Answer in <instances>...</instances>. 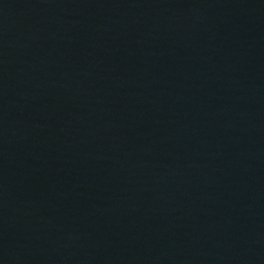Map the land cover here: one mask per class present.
<instances>
[{
	"label": "water",
	"instance_id": "obj_1",
	"mask_svg": "<svg viewBox=\"0 0 264 264\" xmlns=\"http://www.w3.org/2000/svg\"><path fill=\"white\" fill-rule=\"evenodd\" d=\"M0 264H264V0H0Z\"/></svg>",
	"mask_w": 264,
	"mask_h": 264
}]
</instances>
